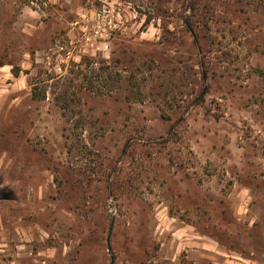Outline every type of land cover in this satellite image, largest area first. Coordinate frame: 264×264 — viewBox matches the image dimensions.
Segmentation results:
<instances>
[{"label":"rangeland","instance_id":"374dc122","mask_svg":"<svg viewBox=\"0 0 264 264\" xmlns=\"http://www.w3.org/2000/svg\"><path fill=\"white\" fill-rule=\"evenodd\" d=\"M185 5L0 0V264H264V0Z\"/></svg>","mask_w":264,"mask_h":264},{"label":"trees","instance_id":"16d2710c","mask_svg":"<svg viewBox=\"0 0 264 264\" xmlns=\"http://www.w3.org/2000/svg\"><path fill=\"white\" fill-rule=\"evenodd\" d=\"M201 1L202 0H185L186 4L185 5V12H189L188 14H184L183 15V19H182V24L183 27L185 29V31L189 34H191L192 32V24H193V20L195 18H198L199 16V11L202 10V6L201 5ZM205 4V3H204ZM192 36V35H191ZM193 42L195 43V39L193 38ZM4 64L0 63V67H2ZM201 79L204 80L205 79V75L203 74L201 76ZM54 88L51 89V93L54 96V101L55 103L61 108V110L63 111L64 114H66L67 112H70L69 110V106L67 105V99H68V92L65 91V89L63 90V92L59 95L57 94L58 91L56 90H62L64 88V86H62V81L57 80L53 83ZM168 96L165 95L164 98H167ZM32 98L34 100H39L38 95L36 94V92L32 93ZM203 100V96L201 94L195 96L193 99H191V101L188 103V105H196L199 104V102H201ZM165 102V101H164ZM167 103V102H166ZM163 118L167 119L169 116L166 113H162L161 115ZM172 128V127H171ZM171 128L168 130V133L170 132ZM71 152V151H70Z\"/></svg>","mask_w":264,"mask_h":264},{"label":"water","instance_id":"95a60500","mask_svg":"<svg viewBox=\"0 0 264 264\" xmlns=\"http://www.w3.org/2000/svg\"><path fill=\"white\" fill-rule=\"evenodd\" d=\"M112 227H113V221H111L110 226H109V230H108V234H107V238H106V248H107V252L108 254L111 253V245H110V236L112 233ZM113 263V259L111 258V263Z\"/></svg>","mask_w":264,"mask_h":264}]
</instances>
